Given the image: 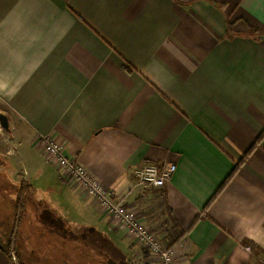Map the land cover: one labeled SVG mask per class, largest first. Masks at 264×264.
Here are the masks:
<instances>
[{
	"label": "crops",
	"instance_id": "1",
	"mask_svg": "<svg viewBox=\"0 0 264 264\" xmlns=\"http://www.w3.org/2000/svg\"><path fill=\"white\" fill-rule=\"evenodd\" d=\"M0 113L11 128L0 152L11 136L42 154L46 139L64 144L163 245L185 233L179 264H264V0H0ZM44 157L61 186L31 190L41 219L66 225L55 260L70 264L75 235L82 258L105 256L75 233L77 216L76 231L159 264ZM146 164L177 170L145 190ZM0 264H11L1 248Z\"/></svg>",
	"mask_w": 264,
	"mask_h": 264
},
{
	"label": "rangeland",
	"instance_id": "2",
	"mask_svg": "<svg viewBox=\"0 0 264 264\" xmlns=\"http://www.w3.org/2000/svg\"><path fill=\"white\" fill-rule=\"evenodd\" d=\"M0 134V142L3 138H9V133L4 130L0 131ZM22 135L26 133L23 131ZM9 141L11 152L9 154L0 152V243L5 245L12 240L14 248L17 247L21 256L27 257V264H60L61 262L55 260L53 256L58 254L54 247L59 248L58 243L62 240L58 237L55 240L53 231L55 227L64 228L66 225L55 216L41 219V214L45 210L43 201L38 203L37 212L32 194L34 192L31 190L33 186H41L43 189L59 188L60 174L52 164L47 163L44 154L31 147L26 137L11 136ZM8 182L24 183L12 187ZM49 193L51 198L54 197V190H50ZM72 219L75 233L82 234L85 241L101 247L105 256L94 261L82 258V253L77 251L80 249L79 246L73 245L79 240L75 235L74 243L72 245L68 243V246L64 247L68 249V257L72 256L70 264H137L135 257H132L133 254H129L130 250L128 256H124V252L121 250L116 252L108 241L103 243L101 237L94 235L92 231L83 229L76 231L80 229L78 226H83L84 223L77 216ZM121 255L126 258L122 260ZM18 256L17 252H12L11 264H19Z\"/></svg>",
	"mask_w": 264,
	"mask_h": 264
},
{
	"label": "built area",
	"instance_id": "3",
	"mask_svg": "<svg viewBox=\"0 0 264 264\" xmlns=\"http://www.w3.org/2000/svg\"><path fill=\"white\" fill-rule=\"evenodd\" d=\"M42 151L44 156L56 164L67 182L75 184L94 199L130 234L135 244L154 256L159 264H179L177 257L180 241L171 246L163 245L161 238L142 221L136 211L129 209L125 202L115 199L112 189L94 179L84 166L69 160L64 144L46 139L42 142ZM176 170L175 164H146L135 172L136 185L145 190L164 188Z\"/></svg>",
	"mask_w": 264,
	"mask_h": 264
},
{
	"label": "trees",
	"instance_id": "4",
	"mask_svg": "<svg viewBox=\"0 0 264 264\" xmlns=\"http://www.w3.org/2000/svg\"><path fill=\"white\" fill-rule=\"evenodd\" d=\"M261 140V138L258 140V141H260ZM233 175H234V172L229 176V178L226 180V182H225V184H223L222 185V187L218 190V192L215 194V196L213 197V199L211 200V201H213L216 197H217V195L222 191V189L225 187V185H226V183H228V181L230 180V179H232V177H233ZM12 187H16V186H13V185H11ZM9 189V188H8ZM172 214V213H171ZM177 220L175 219V218H172L171 220H170V223H169V227H167L166 228V235H167V238H171V235H170V233L172 232V231H174V230H178V223L176 222ZM184 234L185 233H179V234H177L175 237H174V239L172 240V242L170 241L169 243V245L168 246H171V245H174V244H176L177 242H179L181 239H182V237L184 236ZM1 245V250H2V252L5 254V256L10 260V261H12V252L13 251H15V252H17V256H18V251H17V248H14V246H13V244H12V240H9V242L7 243V244H0ZM18 262H19V264H23L21 261H20V255L18 256Z\"/></svg>",
	"mask_w": 264,
	"mask_h": 264
},
{
	"label": "water",
	"instance_id": "5",
	"mask_svg": "<svg viewBox=\"0 0 264 264\" xmlns=\"http://www.w3.org/2000/svg\"><path fill=\"white\" fill-rule=\"evenodd\" d=\"M0 127L5 132H8V133L11 132L9 118L3 113H0ZM0 248H1V245H0Z\"/></svg>",
	"mask_w": 264,
	"mask_h": 264
}]
</instances>
